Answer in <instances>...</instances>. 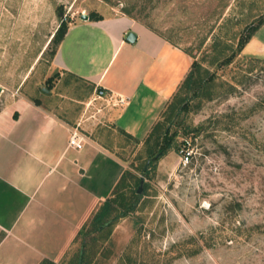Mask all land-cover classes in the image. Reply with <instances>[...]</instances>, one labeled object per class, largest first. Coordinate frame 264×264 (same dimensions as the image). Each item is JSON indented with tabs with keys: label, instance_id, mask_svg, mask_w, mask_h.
<instances>
[{
	"label": "rangeland",
	"instance_id": "obj_1",
	"mask_svg": "<svg viewBox=\"0 0 264 264\" xmlns=\"http://www.w3.org/2000/svg\"><path fill=\"white\" fill-rule=\"evenodd\" d=\"M60 8L69 25L129 10L199 63L159 120L179 132L178 148L144 169L145 140L106 124L110 106L54 69ZM263 16L264 0H0V109L38 98L82 134L105 139L130 173L112 195L128 215L101 233L88 224L57 264H77L81 249L90 264H264V54L246 46L224 63Z\"/></svg>",
	"mask_w": 264,
	"mask_h": 264
},
{
	"label": "crops",
	"instance_id": "obj_2",
	"mask_svg": "<svg viewBox=\"0 0 264 264\" xmlns=\"http://www.w3.org/2000/svg\"><path fill=\"white\" fill-rule=\"evenodd\" d=\"M100 15V21L70 23L52 64L90 96L105 88L125 97L124 106L106 108L102 119L142 142L194 60L124 13ZM262 31L264 25L246 51L264 54ZM130 33L135 43L127 41ZM41 102L18 97L0 109V264L62 261L126 171L109 143L92 132L83 134L81 150L71 148L73 123Z\"/></svg>",
	"mask_w": 264,
	"mask_h": 264
},
{
	"label": "trees",
	"instance_id": "obj_3",
	"mask_svg": "<svg viewBox=\"0 0 264 264\" xmlns=\"http://www.w3.org/2000/svg\"><path fill=\"white\" fill-rule=\"evenodd\" d=\"M58 17L61 21L59 28L53 38L51 39L49 46L51 44L56 45L55 51L52 53V57L56 54V50L58 45L63 41L68 29H69V23L64 19V12L62 8L58 9ZM124 14L129 16L130 18L142 23L146 27H148L153 32L157 33L164 39H166L168 42L172 43L174 42L167 38L166 36L162 35L158 31H156L151 25L147 23H143L140 19H138L135 15H133L129 10H124ZM89 19L92 21H100L103 19V17L97 13L92 12L89 15ZM264 25V16L260 17L257 22H253L250 25H248L243 32L241 33L238 44H237V50L228 58L225 59L224 63L225 65L231 64L235 58L244 50V48L247 46V44L251 41L253 36L256 34V32ZM189 54V53H188ZM190 55V54H189ZM191 56V55H190ZM192 57V56H191ZM193 58V57H192ZM197 68H200L199 63L194 60L192 64V69L180 88L178 90H181L183 87L189 88L196 80V72ZM55 77H58V74L56 76H52L47 80L48 84H51ZM49 88V87H48ZM174 97H177V93L174 95ZM173 99V98H172ZM33 102L40 106L42 104L41 100L38 98L33 99ZM166 125V122L162 123L158 121L156 125L152 128V131L148 135V137L145 139V145L146 153H147V161L145 163L144 169L146 168V165H153L154 163L159 162L161 159H163L170 151L175 149L177 146V138L179 136V132H171L170 128H167L164 130V126ZM118 132H120L124 137L128 138L129 140H133L136 142H139L136 138H134L132 135L126 133L123 130L117 129ZM128 175L130 173L126 170L123 174L120 182L117 184L114 192L112 195L117 194L123 187H125ZM142 183L141 178H137L136 180V186H139ZM136 191V190H135ZM138 191V190H137ZM136 191V192H137ZM139 192V191H138ZM120 196V195H119ZM116 200L112 197L107 199L100 208L92 215L89 222H87L82 230L80 231L78 237L82 234H84L85 229L87 228V225L89 224L91 227L90 232H104L106 229L108 230L111 228L121 217L127 216V212L120 213L118 209L115 207ZM118 211V212H117ZM127 211L129 209L127 208ZM77 237V238H78ZM1 240V238H0ZM89 255H87L86 251L84 249H81L79 252V255L77 256V264H90L89 262ZM41 264H57L48 260L43 261Z\"/></svg>",
	"mask_w": 264,
	"mask_h": 264
},
{
	"label": "built area",
	"instance_id": "obj_4",
	"mask_svg": "<svg viewBox=\"0 0 264 264\" xmlns=\"http://www.w3.org/2000/svg\"><path fill=\"white\" fill-rule=\"evenodd\" d=\"M93 100H101L103 101L107 106H114V107H120L124 106L127 103V99L121 95L114 94L111 92H108L105 88H99L96 93ZM91 104V102H90ZM101 110H98L100 112ZM85 136L79 131V128H73L71 132V136L69 139V146L71 148L81 150L84 147L85 144ZM190 158L189 154L186 153L184 156V161H188Z\"/></svg>",
	"mask_w": 264,
	"mask_h": 264
},
{
	"label": "water",
	"instance_id": "obj_5",
	"mask_svg": "<svg viewBox=\"0 0 264 264\" xmlns=\"http://www.w3.org/2000/svg\"><path fill=\"white\" fill-rule=\"evenodd\" d=\"M81 17H82L83 20H88L89 19V16L86 15V14L82 15ZM136 40H137V36L134 33H130L127 36V41L130 42V43H135ZM45 91H48V90L45 89Z\"/></svg>",
	"mask_w": 264,
	"mask_h": 264
}]
</instances>
